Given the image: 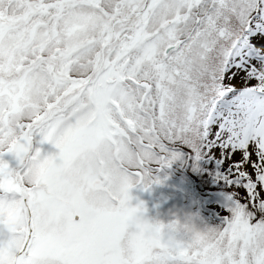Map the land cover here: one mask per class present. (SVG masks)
Wrapping results in <instances>:
<instances>
[{"label":"snow or ice","instance_id":"6c2138e0","mask_svg":"<svg viewBox=\"0 0 264 264\" xmlns=\"http://www.w3.org/2000/svg\"><path fill=\"white\" fill-rule=\"evenodd\" d=\"M183 153L215 227L130 203ZM0 264H264V0H0Z\"/></svg>","mask_w":264,"mask_h":264},{"label":"rangeland","instance_id":"374dc122","mask_svg":"<svg viewBox=\"0 0 264 264\" xmlns=\"http://www.w3.org/2000/svg\"><path fill=\"white\" fill-rule=\"evenodd\" d=\"M242 83V80L237 81L238 85ZM216 154L219 155V150ZM207 158L181 154L170 166L156 171L159 183H153L148 190L142 185L130 189V203L135 206L142 201L146 209L144 215L149 219L167 221L178 217L182 221L190 220L198 228L219 225L228 214L230 193L217 179L222 165ZM240 192L243 194V189Z\"/></svg>","mask_w":264,"mask_h":264}]
</instances>
